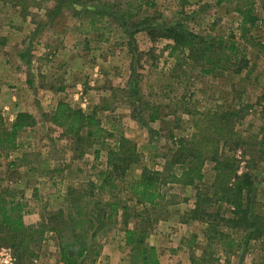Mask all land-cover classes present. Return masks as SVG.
I'll list each match as a JSON object with an SVG mask.
<instances>
[{"label":"rangeland","instance_id":"374dc122","mask_svg":"<svg viewBox=\"0 0 264 264\" xmlns=\"http://www.w3.org/2000/svg\"><path fill=\"white\" fill-rule=\"evenodd\" d=\"M55 1L0 0V118L10 128L17 115L25 113L19 110L27 109L37 121L21 132L17 150L0 157V193L36 206L34 214L24 217L25 226L40 228L49 212L66 207L70 185L96 180L106 167L108 150L117 148L121 138L137 145L147 167L161 171L176 139L195 130L194 121L207 131L208 118L193 119L184 109L223 113L247 106L235 128L246 144L234 156L238 172L253 177L251 208L258 225L252 238L231 222L235 216L226 204L206 206V213L212 214L206 220L192 219L196 189L171 184L155 209L142 210L129 202L105 227L92 230L89 244L100 255L95 262L90 256L79 264L141 262L137 242L154 252L147 264H264V158L256 156L251 162L250 157L258 149L254 139L264 133V0H254L257 20L253 27L246 26L245 35L242 17L235 11L243 5L240 0H154L152 8H141L132 19L126 0H94L80 6L66 0L51 20L48 12ZM104 9L109 17L92 30L87 20L91 14L85 11ZM139 13L159 30L180 25L196 35L212 31L225 47L232 41L246 45V66L240 73L217 69L204 74L202 62L169 56L171 40L153 39L139 28ZM182 97L187 107L176 103ZM153 106L161 107L160 119L150 122ZM61 110L65 117L57 116ZM70 110L92 116L106 131L104 138L77 143L66 128L77 133L78 120L68 117ZM213 168L212 162L203 168L206 183L214 180ZM139 174L133 170L130 177ZM216 231L239 248L221 246ZM20 240L0 230V247L12 249L16 264H63L57 235H35L23 245Z\"/></svg>","mask_w":264,"mask_h":264},{"label":"trees","instance_id":"16d2710c","mask_svg":"<svg viewBox=\"0 0 264 264\" xmlns=\"http://www.w3.org/2000/svg\"><path fill=\"white\" fill-rule=\"evenodd\" d=\"M64 1L66 0L55 1L54 8L48 12L51 20L61 12L60 7ZM71 1H73L71 4L80 6L82 2L88 3L94 0ZM240 1L243 5L236 7L235 11L242 17L241 26L245 35L248 33L246 26L253 27L257 16L252 9L254 0ZM154 4V0H126L128 18H134L141 8H152ZM85 12L91 14V18L87 20L94 31L98 30L95 27L97 24H104L103 18L109 17L105 9ZM99 19L101 20L98 21ZM139 19L141 21L138 22L140 25L138 27L146 31L151 38L154 39L157 36L173 42L169 46L170 57L178 54L183 55V60L187 62L200 61L204 74H212L217 69L220 71L234 69L235 72L240 73L246 66V45H238L237 42L232 41L228 47H225L226 42L222 40V37L213 35L212 31L204 36L196 35L187 30L183 31L180 25L164 26L159 30L149 25L150 19L141 16L140 13ZM138 27L135 29H139ZM126 33L132 35L129 31ZM183 99L182 97L179 99L180 102L176 103L187 107ZM147 107L148 105L143 106L142 110L145 111ZM160 109V106L149 109L150 122L160 119L158 113ZM246 109H248L247 106L231 107L223 113H200L195 109L193 112L188 108L184 109L183 112L193 119H197L198 115L203 119L208 118L207 131L194 121L195 130L189 137L176 139V147L170 151V155L165 156V165L161 171L147 167L143 163L137 145L126 138H121L117 148L108 150L106 167L98 173L97 179L83 183L79 187L75 184L67 187L66 207L55 213L49 212L48 216L44 217L46 223L42 222L40 228L25 226L24 217L34 214L36 209V206L31 205L30 200L9 198L0 193V230L13 238L21 239L22 245L26 242V238L28 243L33 242L35 235L42 237L46 233L55 234L60 244L61 263L79 264L81 259H87L90 256L94 257L95 262L100 253L89 244V234L92 230L96 227H105L106 222H111L121 211L127 210L129 202L142 210L155 209L165 198L164 188L171 184H180L196 189V208L190 213L192 219L206 220L212 216L211 213H206V206L226 204L232 208L235 216L231 222L241 227L252 238V231L258 225L254 221L258 218L253 216L251 208L254 193L253 177L248 172L241 174L238 172L239 162L234 156L237 148L246 144L245 139L235 129L245 118ZM175 112L171 111V113ZM68 113V117H75L78 120L77 133H73L70 127L66 126L67 132L74 135L77 143L85 139L89 141L104 138L106 131L92 116H86L82 111L70 110ZM57 116L65 117V113L61 110ZM36 124V119L29 113H19L10 128L6 127L0 118V157L17 150V141L21 132L35 127ZM59 124L66 125L63 122ZM262 131L263 129L260 133ZM254 140L256 142L254 147L258 149H255L250 156L251 162L256 161V156H259V159L264 158V133L259 139ZM226 147L230 148L228 152H224ZM99 154L100 152L96 151V157ZM207 162L214 164L215 177L211 184L205 182L203 174V168ZM133 170L140 171L138 178L130 177ZM42 209L44 210L45 207ZM214 235L221 237V246L230 249L239 248L236 241L225 240L227 236L223 233L216 231ZM135 244L137 250L140 248L143 262L137 260L133 264L150 263L154 256L152 249L147 250L143 242Z\"/></svg>","mask_w":264,"mask_h":264},{"label":"built area","instance_id":"2783aa9c","mask_svg":"<svg viewBox=\"0 0 264 264\" xmlns=\"http://www.w3.org/2000/svg\"><path fill=\"white\" fill-rule=\"evenodd\" d=\"M0 264H16V259L11 248L0 247Z\"/></svg>","mask_w":264,"mask_h":264},{"label":"crops","instance_id":"0c3cea01","mask_svg":"<svg viewBox=\"0 0 264 264\" xmlns=\"http://www.w3.org/2000/svg\"><path fill=\"white\" fill-rule=\"evenodd\" d=\"M3 87H4V86H3ZM20 108H21V107H20ZM20 111H21V112H25V113H30V114H31V112H30L29 110H27V109H23V111H22V109H20L19 112H20ZM103 249H104V248H103Z\"/></svg>","mask_w":264,"mask_h":264}]
</instances>
